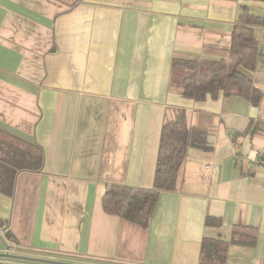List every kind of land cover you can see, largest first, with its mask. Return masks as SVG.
Returning <instances> with one entry per match:
<instances>
[{
    "label": "crops",
    "instance_id": "crops-1",
    "mask_svg": "<svg viewBox=\"0 0 264 264\" xmlns=\"http://www.w3.org/2000/svg\"><path fill=\"white\" fill-rule=\"evenodd\" d=\"M243 5L264 15V0H0V129L44 156L0 192V264H264V97L194 100L170 83L175 57H228ZM254 34L264 93V25ZM175 109L208 148L187 150L147 228L108 213V185L153 187ZM206 239L227 244L224 262L202 261Z\"/></svg>",
    "mask_w": 264,
    "mask_h": 264
},
{
    "label": "trees",
    "instance_id": "trees-1",
    "mask_svg": "<svg viewBox=\"0 0 264 264\" xmlns=\"http://www.w3.org/2000/svg\"><path fill=\"white\" fill-rule=\"evenodd\" d=\"M258 25H264V15L253 14L247 5H243L242 13L233 26L228 57L217 61L173 58L171 87L189 99L203 100L208 95L216 96L222 91L226 96H242L258 107L264 93L249 74L255 68L259 54L254 34L255 26ZM208 144V134L188 126L185 110L175 109L173 116L166 115L162 126L153 187L110 184L103 196L104 209L147 228L160 194L177 189L187 150L190 147L207 149ZM43 159L41 146L0 129V192L13 195L18 173L40 171ZM219 223L216 219L207 218V224ZM239 230L240 227L234 229L231 242H244L237 240L241 235ZM249 242L254 245L255 236ZM226 250L224 241L206 239L202 244L201 259L206 262H224Z\"/></svg>",
    "mask_w": 264,
    "mask_h": 264
},
{
    "label": "built area",
    "instance_id": "built-area-1",
    "mask_svg": "<svg viewBox=\"0 0 264 264\" xmlns=\"http://www.w3.org/2000/svg\"><path fill=\"white\" fill-rule=\"evenodd\" d=\"M262 157H264V152H261L260 154H259V158H262ZM5 234H6V231H5V229H0V236H5ZM5 252H6V254H10V248H6L5 249Z\"/></svg>",
    "mask_w": 264,
    "mask_h": 264
},
{
    "label": "rangeland",
    "instance_id": "rangeland-1",
    "mask_svg": "<svg viewBox=\"0 0 264 264\" xmlns=\"http://www.w3.org/2000/svg\"><path fill=\"white\" fill-rule=\"evenodd\" d=\"M8 245V244H7ZM6 248V247H5ZM4 253V252H3Z\"/></svg>",
    "mask_w": 264,
    "mask_h": 264
}]
</instances>
